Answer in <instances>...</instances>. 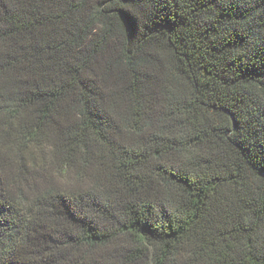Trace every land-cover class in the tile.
<instances>
[{"label": "trees", "instance_id": "1", "mask_svg": "<svg viewBox=\"0 0 264 264\" xmlns=\"http://www.w3.org/2000/svg\"><path fill=\"white\" fill-rule=\"evenodd\" d=\"M0 264H264V0H0Z\"/></svg>", "mask_w": 264, "mask_h": 264}]
</instances>
